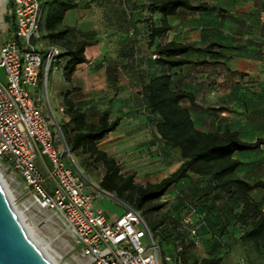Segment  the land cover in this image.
<instances>
[{"label":"crops","instance_id":"crops-1","mask_svg":"<svg viewBox=\"0 0 264 264\" xmlns=\"http://www.w3.org/2000/svg\"><path fill=\"white\" fill-rule=\"evenodd\" d=\"M136 1L137 4L130 7V16L138 20L150 15L149 9L138 7L145 0ZM191 2L202 7L182 8L168 16L171 28L156 38L151 47L146 42L149 36L143 22L129 31L123 30L124 26L118 19H107L101 27H93L85 22L84 10L93 7L104 10L108 16L107 9L98 4L85 6V2L81 1L79 6L67 11L63 20V27L96 30L99 42L90 61L74 70L70 79L66 78L64 72L66 57L57 62L59 70L49 75L47 84L55 95V109L60 121L56 120L66 123L70 119L65 104L66 96L81 107L89 123L97 122L100 113L109 110L111 119L119 118L120 123L97 145L115 157L121 167L126 166L121 169L124 174L134 173L135 179L141 183L161 180L180 165L181 159L156 131L155 122L148 118L141 86L136 81L139 71L124 69L121 61L124 59L121 55L123 48L140 49L137 52L146 57L144 65L148 70L145 75L149 73L152 76L160 72L151 58L157 43L175 40L193 45L186 56L193 61L204 62L176 67L173 84L175 89L186 90L194 95V101L185 99L183 104L190 109L196 127L203 131L229 128L237 130L248 141L264 139V23L260 19L264 0ZM15 5L16 0H0L1 43L14 36L17 26ZM157 16L160 14L155 13L154 17ZM132 36L134 40H131ZM214 42L217 43L215 46L206 48ZM44 43L51 44L45 39ZM138 53L135 52L136 57ZM126 61L128 58L124 59ZM115 62H118V69L109 70L108 67ZM85 66L87 69H84ZM39 87H34V90L40 92ZM76 151L78 160L88 167L93 160L90 153L84 152L82 148ZM235 157L241 161L236 172L240 177L250 182L264 180V142L255 149L236 151ZM74 162L79 166L76 160ZM92 172L99 178L98 182L91 180L100 185L104 169L95 165ZM206 183V178L191 173L172 185L168 190L171 193L167 191L162 199L172 204L189 203L195 196L194 189ZM261 191L258 194L264 195V189ZM123 211L124 206L121 211L114 209L113 212H105L115 217ZM197 217L201 223L202 240L213 238L207 241L208 246H203L206 252L216 248L222 251L221 254L227 250L230 254L241 248L238 246L240 229L232 224L227 227L224 225L226 223L206 212L197 213ZM218 238L222 239L221 244L214 243L213 240Z\"/></svg>","mask_w":264,"mask_h":264},{"label":"trees","instance_id":"trees-1","mask_svg":"<svg viewBox=\"0 0 264 264\" xmlns=\"http://www.w3.org/2000/svg\"><path fill=\"white\" fill-rule=\"evenodd\" d=\"M84 1L85 6L93 4L103 5L106 0H46L44 19L41 25L43 38L60 47L61 57H66L65 76L70 79L71 73L81 64L88 63L96 53L99 42L96 30L82 32L78 38L79 29L76 27H63V20L67 11L79 6ZM111 1V0H108ZM128 4L133 7L136 0H112L111 11L119 16L123 30L137 28L139 22L147 26L149 47L153 46L155 39L166 33L171 25L168 16L175 14L179 9H198L201 4H193L191 0H145L139 3L140 9H149L150 15L138 20L126 12L122 6ZM125 21L121 22V15ZM157 13L160 16L154 17ZM133 17V18H131ZM132 36L131 40H134ZM217 43H211L207 49ZM193 45L171 40L165 44L157 43L151 58L158 66L160 72L147 77L145 71V56L137 51L123 48L121 55L128 61L122 64L124 69L139 71L136 81L140 84V92L148 111V118L155 122L156 131L166 139L170 149H174L181 159L180 165L167 176L157 182L138 183L134 173L124 174L120 163L105 150L98 147L97 142L110 131L117 128L119 118L111 119L109 110L100 113L95 123H89L81 107L76 106L68 96L65 97L67 113L70 119L60 123L67 144L71 150L81 149L90 153L92 162H101L104 172L100 186L113 192L119 199L133 205L144 214L155 238L161 246L162 254L173 253L182 245L181 257L184 264H221L229 250L222 251L216 248L207 251V255L198 256V246L207 245L202 240L199 228V241L190 231L184 230L183 217L194 211L215 216L223 221L227 227L232 224L241 230L238 237V246L247 253L252 264H264V195L258 192L264 189V180L250 182L240 177L236 172L241 161L235 157L240 150L255 149L264 142L263 138L248 141L241 137L237 130L229 128L203 131L196 127L190 109L183 104V100L194 101V95L186 90L175 89L173 74L176 67L187 63L200 64L204 61H193L186 55ZM138 53L136 57L135 52ZM118 62L108 67L109 70L118 69ZM195 173L207 179V183L194 189V198L189 203L174 204L164 213L156 214L166 205L162 200L169 188ZM182 228V229H181ZM221 244V238L213 240Z\"/></svg>","mask_w":264,"mask_h":264},{"label":"built area","instance_id":"built-area-1","mask_svg":"<svg viewBox=\"0 0 264 264\" xmlns=\"http://www.w3.org/2000/svg\"><path fill=\"white\" fill-rule=\"evenodd\" d=\"M45 1L16 0L14 36L0 42V67L6 78H0V165L12 181L21 178L20 194L60 217L92 264H184L182 245L162 254L141 210L103 189L65 159L71 153L60 123L48 104L52 122L39 90H34L46 89L51 72L59 70L61 49L45 44L41 33ZM260 19L264 23V10ZM104 194L119 199L124 211L112 217L98 207L96 200ZM200 224L191 211L184 215L182 228L199 241Z\"/></svg>","mask_w":264,"mask_h":264},{"label":"rangeland","instance_id":"rangeland-1","mask_svg":"<svg viewBox=\"0 0 264 264\" xmlns=\"http://www.w3.org/2000/svg\"><path fill=\"white\" fill-rule=\"evenodd\" d=\"M112 0L111 1H104L103 8L107 9L108 16L105 14L104 10L98 9L96 7L91 8L90 10H84V21L92 25L93 27H101L104 24V21L107 19H118L119 16L115 15L112 10ZM126 8V12L129 13L131 10L128 4L122 6ZM80 11V10H79ZM83 11V10H82ZM121 15V22L125 21L123 16L128 17V14ZM105 18V20H104ZM83 30H79L77 33L78 38L83 37ZM144 44V43H143ZM62 58V57H61ZM84 69H87L85 66ZM0 78L5 80V70L4 68L0 67ZM49 83V80H48ZM41 84V83H40ZM40 94L42 98V105L44 106V110L50 116L52 122L54 123V117L51 116L48 104H50L51 108L53 109L56 119L60 121L59 116L56 113L55 109V99L54 93L52 92L51 88L47 84V88L43 86L42 88L39 87ZM71 156L67 152L65 154V159L69 162L74 168H77V165L74 163V160L78 163V168L82 171V173L89 179H93L98 182L99 176L92 172L94 166L97 165L98 167L104 169V166L101 162H90L88 167L86 164H82L77 157V151L70 149ZM126 166L123 165L122 168ZM0 177L4 181L5 185L11 190L16 203L17 208L23 213L26 217V221L33 227L34 231L37 233L41 239L48 242L50 246L56 252L51 251L50 256L53 260L57 261L59 264H92L90 258L82 253L80 248L76 247L74 237L70 233V231L66 228L63 221L60 217L49 208H44L38 205L37 203L32 202L31 197L29 195L20 194V188H18L17 184L21 179L20 177L15 178L16 180L10 179L9 171H6L3 166L0 165ZM5 178V179H3ZM137 181V180H136ZM138 182V181H137ZM141 183V182H138ZM144 183V182H143ZM17 188V189H15ZM262 192V191H261ZM170 194L171 192L168 191ZM166 205L160 209V211L156 214L160 216V214L167 211L169 208H172L174 204L170 203L169 200H165ZM28 208L25 207V205ZM96 205L101 207L106 212H113L114 209L122 210L123 206L119 199L111 197L108 194H104L101 199L96 200ZM144 215V214H143ZM157 239V237H156ZM208 246V244H207ZM202 245L198 246V256L203 257L208 253L205 251L206 248ZM221 264H252L251 261L248 259L247 253L243 250V248H238L236 251L231 252L230 254L226 255L225 260Z\"/></svg>","mask_w":264,"mask_h":264},{"label":"water","instance_id":"water-1","mask_svg":"<svg viewBox=\"0 0 264 264\" xmlns=\"http://www.w3.org/2000/svg\"><path fill=\"white\" fill-rule=\"evenodd\" d=\"M0 264H54L31 238L1 177Z\"/></svg>","mask_w":264,"mask_h":264},{"label":"bare ground","instance_id":"bare-ground-1","mask_svg":"<svg viewBox=\"0 0 264 264\" xmlns=\"http://www.w3.org/2000/svg\"><path fill=\"white\" fill-rule=\"evenodd\" d=\"M2 180V178H1ZM3 184L5 185L4 181L2 180ZM6 186V185H5ZM8 189V193L10 195V198L12 200L13 206L18 211L22 222L25 224V227L27 228V231L29 232L31 238L35 241V243L42 249V251L53 261L54 264H59L57 261L53 260L51 256L49 255L51 251L56 252L48 242L44 241L37 235V233L34 231L33 227L26 221V217L23 215V213L17 208L16 203L14 202V196L11 192V190L6 186ZM56 254L59 256V254L56 252Z\"/></svg>","mask_w":264,"mask_h":264}]
</instances>
